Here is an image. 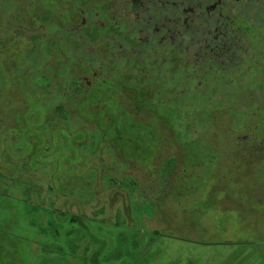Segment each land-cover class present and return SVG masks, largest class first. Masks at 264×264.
Instances as JSON below:
<instances>
[{
    "label": "flooded vegetation",
    "instance_id": "obj_1",
    "mask_svg": "<svg viewBox=\"0 0 264 264\" xmlns=\"http://www.w3.org/2000/svg\"><path fill=\"white\" fill-rule=\"evenodd\" d=\"M181 97L188 109L200 103L220 109L219 119H206L210 133L247 132L238 141L256 142L243 115L264 99V0H0V108L18 103L14 111L30 116L36 135L29 143L38 146L31 158L50 151L43 162L54 167L75 152L82 164L79 121L119 120L111 133L127 135L122 121L133 129L157 124L159 105ZM188 111L176 136L199 133L181 127L192 117ZM152 112V121L141 119ZM197 113L198 121L206 117ZM68 121L76 122V139H68ZM42 124L50 133L43 142ZM13 126L19 133L20 124ZM155 146L144 147L152 158L160 152Z\"/></svg>",
    "mask_w": 264,
    "mask_h": 264
},
{
    "label": "rangeland",
    "instance_id": "obj_2",
    "mask_svg": "<svg viewBox=\"0 0 264 264\" xmlns=\"http://www.w3.org/2000/svg\"><path fill=\"white\" fill-rule=\"evenodd\" d=\"M244 89L248 90L246 87ZM185 98L181 97L178 104H160L157 124L147 123L133 129L134 134L142 136L137 144L143 148L152 146V136L161 134L165 140L163 156L181 151L183 156L187 153L189 158L187 167L184 162L182 164L183 169L187 170L183 171L186 174L182 179H174L168 186L157 184L160 200H150L147 195V198L144 196L140 200L144 206L140 211L132 202L131 208H135L132 210L134 219L129 223L122 203L118 200L115 202L120 204L115 205L109 200L99 201V205H105L102 210L93 209L100 207L97 200H80L75 194H68V197L61 199L54 195L55 202L52 204L53 197L45 195L47 191H43L51 187V184L48 185L51 182L48 175L67 166L59 164L50 168L43 162L45 158L32 159L30 152L38 148L34 146L36 143H29L31 137L36 135L33 121H28L30 116L21 118L18 110L14 111L19 109L18 103L8 105L9 110L6 105H2L0 264H264V176L259 175L261 166L253 168V160H250L245 164L238 163L237 167L229 161L220 162L219 166L222 167H195L196 162H209V157L207 154H199L196 146L189 148L187 142L183 145L179 135L176 136L179 131L176 130L177 125L184 114L181 107L185 106ZM199 101L198 98L195 103ZM39 105L37 103L36 108ZM41 107L44 121L47 111L45 106ZM20 108L23 110L24 106ZM251 110V106L246 107L243 115L245 120L253 118ZM189 111L194 118V129L199 132L207 130L206 125H201L204 120L222 116L220 109L214 113L213 108L205 103L196 104L195 107L191 104ZM197 112L206 113V117L201 121L196 120ZM154 116L156 114L152 112L149 116L141 115V119L147 120ZM221 119L226 124L230 123L225 115ZM16 124H20L19 133L11 130ZM245 134L247 132L236 137ZM87 147L90 150L92 144ZM94 147L98 151L103 150L98 143ZM236 151L231 150V153ZM190 160L194 161L192 165ZM36 183H43L44 187L36 186ZM85 188V184H82L72 192H83ZM36 193L40 197L35 196ZM29 203L36 207L45 205L51 210L64 209L81 219L91 218L89 220L92 221H83L86 227L81 224L72 226L66 218L59 219L43 212H34V207H30ZM135 213L140 216L135 217ZM94 219H113L116 224L130 228L125 231L110 226L105 228L104 225L94 224ZM43 229H49L48 234L51 232V235L43 234ZM56 234L58 238H55ZM53 243L60 245L59 248L46 246Z\"/></svg>",
    "mask_w": 264,
    "mask_h": 264
},
{
    "label": "trees",
    "instance_id": "obj_3",
    "mask_svg": "<svg viewBox=\"0 0 264 264\" xmlns=\"http://www.w3.org/2000/svg\"><path fill=\"white\" fill-rule=\"evenodd\" d=\"M250 106H252V104H248V107ZM252 107H257L256 110L258 120L254 118L249 119L245 128H250L251 132L255 131L257 133H254V140L256 142H250L249 145H247L246 142H239L238 138L235 136H217L214 135V133H210L209 127H212L213 122H210L209 125V120H204L203 124H201L206 125L207 130L205 129V131L201 133H195V131L190 130V132H187L186 135L179 136V139L184 142L183 145L187 142L189 148L196 146L198 147L199 154H207L209 157V162H196V164H194L195 167L205 165H209L210 167L213 165L222 167L219 166V163H215L217 161H229L237 167L238 163L245 164L246 161L253 160L252 163L250 162L254 165L253 168L261 166L259 175L264 176V100L260 101V103L253 104ZM138 108L142 110L143 105H139ZM188 110L189 109L186 106L181 107L182 112H186ZM58 112H61V110ZM187 113H190V111ZM115 121H79L84 124L81 131H84V134L86 135L82 134V136L79 137L80 147L78 146L79 148L77 150L80 151L82 157H84V162L80 164L78 158L75 157L76 153L70 152L68 153V158L65 159L63 163V165L67 167L60 170L58 169L57 172L54 171L48 175V178L51 181L48 185L51 184V187L44 188L43 191H47L45 195H51L53 197L52 204L55 202L54 195L58 197L57 199H61L68 197V194H75V196H78L80 200L81 198L93 201L97 200V205L100 204L99 201L103 200L106 202L109 200L110 203L114 202V205L120 201L129 223L131 219H134L132 218L133 209L131 208V206L133 207V201L135 202L134 206H136L137 211L143 210L144 206L141 204L140 200H143L144 196L147 198V195L150 200H160L161 196L157 194L158 185L160 183L168 186L174 179H182L183 176H185V172L187 170L186 168L185 170L183 169L184 166H182V164L184 162V165H186L185 167H187L189 158L187 153L185 154V152L182 151L186 157L180 153L181 151L171 152V155H168L167 157L163 156L164 152L162 144L165 140L163 136H158L152 146L156 145L155 147L157 150L159 149L160 152L155 153V156L152 158L148 155L153 153L152 150L144 149L142 146L137 144V142L139 143L141 137H135V135L130 134V130L133 129V127L129 128L130 121H122L123 125L128 127L127 135L111 133V129L119 128L120 123ZM73 125L77 126L76 122L68 121L69 140L73 138L76 139L73 136L76 134L74 133L75 129ZM181 125L183 129H185L188 125H191L192 129H194V118L192 117L188 124L187 121H182ZM217 126L218 125H216V127ZM40 127L42 135L39 134L37 139H39V141L42 140L43 142V140L48 137L50 133L45 134L44 132L46 130V124H42ZM99 128L100 132L98 134ZM258 132L260 134H258ZM185 133L186 132H182V134ZM95 143H98V146L100 145L103 150L97 151L98 149L94 147ZM73 144L74 146H77L75 142ZM88 144H92L90 150L87 147ZM235 146H237V148H235ZM251 146L256 148V151L249 148ZM240 147H245V149H239ZM235 149H237V151L235 153H231V150ZM147 150L148 152H146ZM49 153L50 151H42V153L38 152L36 156L32 155V159L41 160V158H43V154ZM104 154H106V156ZM45 157L46 156H44V158ZM192 162L194 161L192 160ZM162 164L163 167H160ZM251 164L248 163V165ZM65 169H67L66 172L64 171ZM183 171H185L184 174ZM217 171L220 172L219 168H217ZM35 175L38 178L37 180H39L38 175ZM55 176L58 178L56 179ZM76 181H78V183H76ZM82 184H85L86 186L83 192H72L73 190L78 189ZM35 185L43 186V183H36ZM35 196L40 197V194L36 193ZM115 200H118V202H115ZM29 206L34 207V212H43L45 214H49L50 216H57L59 219L66 218L72 226H80L81 224L86 227L87 225L83 221H92L89 220L91 218H86L85 220L83 218L81 219L79 216L65 212L64 209L51 210L45 205L36 207L33 203H29ZM99 206L100 207H93V209L102 210L105 205L103 204ZM134 216L137 217L140 215L135 213ZM94 221H96L93 222L94 224L104 225L105 228L106 226H110V228H119L124 231L125 229L130 228L126 225L120 226L116 224L113 219H94ZM133 228L138 229L137 227ZM48 231L49 229H43L42 233L45 235H51V232L48 234ZM58 237V234H56L55 238ZM46 246L51 248L56 246L59 248L60 245L53 243Z\"/></svg>",
    "mask_w": 264,
    "mask_h": 264
}]
</instances>
